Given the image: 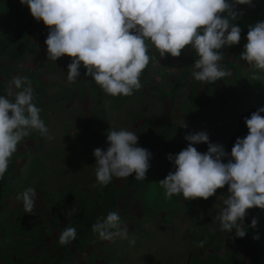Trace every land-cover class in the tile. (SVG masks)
I'll use <instances>...</instances> for the list:
<instances>
[{
	"label": "rangeland",
	"instance_id": "rangeland-1",
	"mask_svg": "<svg viewBox=\"0 0 264 264\" xmlns=\"http://www.w3.org/2000/svg\"><path fill=\"white\" fill-rule=\"evenodd\" d=\"M235 7L243 13L241 40L220 50L224 54L220 63L231 76L214 84L193 78L198 56L191 47L178 58L160 57L150 43L152 59L140 77L142 88L131 96L106 94L86 75L83 64L77 81L69 82L72 58L48 60L49 28L45 33L43 21L24 36L35 43L33 55L22 62L0 55V79L7 83L0 95L11 93L14 100L20 89L11 81L27 77L32 88L43 89L40 117L49 130L47 136L33 131L24 138L0 180V264H20L19 260L41 264L43 258L50 263L69 226L76 228V245H64L70 247L59 256V264H264V210L247 211L243 221L247 235L237 238L235 231H221L217 219L225 207L227 185L207 200L189 201L182 194L167 198L159 184L174 171L168 156L188 146L187 135L206 132L210 143L223 146L230 158L237 138L248 134L245 119L264 108V72L253 70L240 57L249 26L264 22V0ZM29 13L20 0H0L5 24L19 27ZM254 71L259 80L250 79ZM177 79L182 87L173 96ZM111 129L136 133L138 146L152 153L145 180H135L133 174L93 187L97 185L94 150H107ZM88 131L101 134L89 138ZM194 146L200 153L208 150V144ZM29 187L37 193L34 214L26 213L17 198ZM73 208L76 211L68 216ZM110 212L119 214L127 239L103 240L93 233L92 225ZM200 241H206L202 248L197 246Z\"/></svg>",
	"mask_w": 264,
	"mask_h": 264
},
{
	"label": "clouds",
	"instance_id": "clouds-1",
	"mask_svg": "<svg viewBox=\"0 0 264 264\" xmlns=\"http://www.w3.org/2000/svg\"><path fill=\"white\" fill-rule=\"evenodd\" d=\"M30 8L31 15L49 28L46 39L48 60L72 58L68 66V80L75 83L83 64L86 75L92 77L110 96H131L142 88L140 77L150 63L149 43L160 57L178 58L191 47L198 59L192 76L198 82L214 84L231 76L220 63L225 46L238 45L242 29L233 22L242 12L236 5H251L253 0H20ZM226 14V15H225ZM241 59L253 70L264 72V22L249 26L245 50ZM251 80H259L255 71ZM15 99L0 95V180L18 145L36 131L48 135V128L40 117L41 109L34 103V90L27 77H14ZM264 108L245 119L248 134L237 138L231 156L223 146L210 143L206 132L185 137L188 146L168 159L175 166L159 184L166 197L182 196L186 200L213 197L218 189L228 186L224 209L217 216L221 231L237 238L247 235L243 224L249 209L264 210ZM187 127L186 124L182 125ZM51 139V137H49ZM107 150H94L96 158V186H107L113 180L126 179L135 174L143 181L150 168L152 153L138 146V135L127 130H110ZM208 144L206 153L194 145ZM227 158V163L224 160ZM36 190L29 187L18 199L24 210L34 214ZM76 209L67 213L71 216ZM118 213L92 225L93 233L103 240L117 236L128 238L127 229L121 230ZM257 221L253 219L252 227ZM77 237L75 227H66L59 237L61 246ZM259 239V237H254ZM134 242V241H130ZM206 241L198 242L203 247Z\"/></svg>",
	"mask_w": 264,
	"mask_h": 264
},
{
	"label": "trees",
	"instance_id": "trees-1",
	"mask_svg": "<svg viewBox=\"0 0 264 264\" xmlns=\"http://www.w3.org/2000/svg\"><path fill=\"white\" fill-rule=\"evenodd\" d=\"M29 12H30V8L28 7ZM40 23V21L38 22L32 15L31 12L27 15V17H25V19L22 21V23L20 24V26H12L11 23L9 24H5L3 23V20L0 18V55H6L10 60L12 61H17V62H22L23 59L29 55H33L35 53L36 47H35V43L32 39L31 36H29L28 38L24 39L25 35H31L32 31L35 29L36 25H38ZM236 26L241 27L242 22L241 20H237L233 22ZM43 29L46 33L48 27L43 24ZM225 48H227V46H225L224 48H222L221 50H224ZM6 81H2L0 79V91H2V86L6 85ZM28 86H22V88H20L19 91H22L23 88H26ZM182 87V80L181 79H177L174 80V86L172 88V94L173 96L177 95L178 91L180 90V88ZM34 90V96H35V101L34 103L36 104V106L38 108L41 107V98L42 95L41 93L43 92V89L41 88H33ZM6 95H8V93H5ZM41 113V112H40ZM105 116V113L103 111L102 113ZM191 119L193 120V118L191 117ZM101 133H91L90 131H88L86 133V135L89 138L92 137H99ZM2 229V227H1ZM0 229V230H1ZM76 245L75 241L71 242V245ZM78 244V242H77ZM61 246V250H59V247L57 246L55 249L58 253L53 254L51 257V262L48 263V259L43 258L44 260L42 261L41 264H59L61 262L60 257L63 256L64 252L66 251V248H73L74 246ZM83 246V244H81ZM80 245V247H81ZM44 250H41V253L44 254ZM72 253V250L70 252V254ZM57 256L59 258H57ZM20 264H24L25 262L23 260H19Z\"/></svg>",
	"mask_w": 264,
	"mask_h": 264
},
{
	"label": "crops",
	"instance_id": "crops-1",
	"mask_svg": "<svg viewBox=\"0 0 264 264\" xmlns=\"http://www.w3.org/2000/svg\"><path fill=\"white\" fill-rule=\"evenodd\" d=\"M228 118H232V115H231V113H229V114H228Z\"/></svg>",
	"mask_w": 264,
	"mask_h": 264
}]
</instances>
